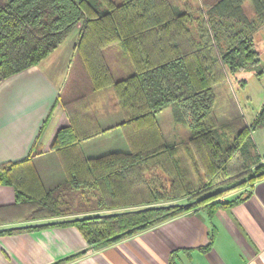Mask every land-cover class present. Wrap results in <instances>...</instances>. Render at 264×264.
<instances>
[{
  "label": "trees",
  "instance_id": "1",
  "mask_svg": "<svg viewBox=\"0 0 264 264\" xmlns=\"http://www.w3.org/2000/svg\"><path fill=\"white\" fill-rule=\"evenodd\" d=\"M179 1L181 9L170 0H0V85L38 66L77 29L76 53L93 91L112 90L128 144L125 151L88 157L82 143L106 131L88 97L63 103L68 126L52 144L64 173L59 186L47 189L33 163L43 152L48 119L25 161L0 165V186H12L17 198L8 224L55 221L0 235L74 227L88 248L55 263L68 264L191 212L213 217L245 203L264 180V155L253 140L264 128V103L249 126L229 135L214 93L229 74L264 76L256 50L264 0H251L253 13L244 0ZM118 43L133 67L122 80L104 57ZM166 108L189 128L186 142H166L158 120ZM169 264H177L176 254Z\"/></svg>",
  "mask_w": 264,
  "mask_h": 264
},
{
  "label": "crops",
  "instance_id": "2",
  "mask_svg": "<svg viewBox=\"0 0 264 264\" xmlns=\"http://www.w3.org/2000/svg\"><path fill=\"white\" fill-rule=\"evenodd\" d=\"M68 40L67 37L38 66L0 85V165L25 161L48 119L50 122L41 135L43 152L33 160L47 189H54L64 181L59 159L52 149L59 130L68 126L63 103L83 97L76 94L63 100L65 77L72 74L73 61L77 58L78 32L67 51ZM231 81L223 84L228 92L235 90ZM89 100L106 132L82 143L85 154L99 157L127 150L128 144L119 127L123 115L117 104L113 103V109L104 111L100 117ZM251 122L246 120L244 125L249 126ZM253 140L259 153L264 155V128L254 132ZM109 142H112L110 146H104ZM243 192L238 191L227 199ZM250 193L245 203L220 210L213 217L203 210L191 212L116 244L103 245L68 264H169L173 253L177 264H264V180L258 181ZM16 201L12 186H0V231L55 221L8 224L12 216L8 208ZM213 233V245L206 250ZM87 248L81 233L71 226L0 235V264H55Z\"/></svg>",
  "mask_w": 264,
  "mask_h": 264
},
{
  "label": "rangeland",
  "instance_id": "3",
  "mask_svg": "<svg viewBox=\"0 0 264 264\" xmlns=\"http://www.w3.org/2000/svg\"><path fill=\"white\" fill-rule=\"evenodd\" d=\"M170 1L175 8H182L179 0ZM244 1L246 11L253 13V4L251 0ZM77 32L78 30L75 29L68 36L67 51L69 47H71L72 41L77 36ZM256 50L260 53L261 63L264 66V28L256 35ZM76 56L77 58L73 61L72 74L69 77H65L67 86L63 89V100H69V96L76 94L88 97V99L91 98L96 107V112H98L97 114L102 117L103 112L113 109V103H116L113 92L111 89H106L104 90L106 92H98L99 94L90 93L91 91L93 93L96 92L93 91L89 75L81 58L77 53ZM104 57L115 80H122L131 76L130 72H132L133 67L121 43L106 48L104 50ZM229 79L235 84L234 92L226 91L227 86L223 85L230 83ZM243 81H246V83ZM223 84H220L222 86L218 85L215 87V93L217 95L215 112L218 116L217 118L220 125L230 130L229 135H234L245 127L244 124L246 120L253 122L261 110L264 103V76L262 78H257L255 73L244 71L235 75L229 74L228 80ZM158 120L168 144L184 143L189 139V128L175 123L171 108H166L159 112ZM111 143L112 142H109L104 146L108 147ZM235 193L236 192H233L228 196L234 195ZM184 202H186V200Z\"/></svg>",
  "mask_w": 264,
  "mask_h": 264
}]
</instances>
